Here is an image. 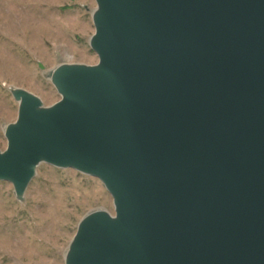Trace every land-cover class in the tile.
Masks as SVG:
<instances>
[{
  "label": "water",
  "instance_id": "95a60500",
  "mask_svg": "<svg viewBox=\"0 0 264 264\" xmlns=\"http://www.w3.org/2000/svg\"><path fill=\"white\" fill-rule=\"evenodd\" d=\"M95 65L45 106L11 88L0 180L46 162L99 178L66 264H264V0H96Z\"/></svg>",
  "mask_w": 264,
  "mask_h": 264
},
{
  "label": "rangeland",
  "instance_id": "374dc122",
  "mask_svg": "<svg viewBox=\"0 0 264 264\" xmlns=\"http://www.w3.org/2000/svg\"><path fill=\"white\" fill-rule=\"evenodd\" d=\"M96 0H0V150L5 128L18 118L11 88L39 96L45 106L61 99L48 77L65 63L95 65L91 48ZM114 201L97 177L42 162L19 199L0 180V264H66L81 219Z\"/></svg>",
  "mask_w": 264,
  "mask_h": 264
}]
</instances>
